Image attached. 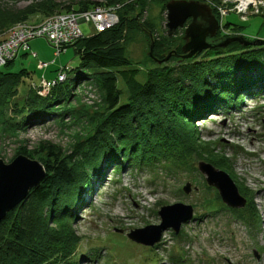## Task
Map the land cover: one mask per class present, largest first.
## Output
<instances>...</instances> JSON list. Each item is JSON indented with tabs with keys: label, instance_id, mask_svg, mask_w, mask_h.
<instances>
[{
	"label": "rangeland",
	"instance_id": "374dc122",
	"mask_svg": "<svg viewBox=\"0 0 264 264\" xmlns=\"http://www.w3.org/2000/svg\"><path fill=\"white\" fill-rule=\"evenodd\" d=\"M40 1L0 0V9L16 11ZM69 1L85 0L57 2L67 4L65 2ZM89 1L104 6L103 0ZM172 1L178 0H126L120 3L121 9L116 16L119 23L123 20V27L118 21L115 26L121 28L120 44L138 71V81H144L146 72L152 69L175 67L178 61L185 60L179 50L185 43L183 36L187 25L178 28L170 37L166 28V4ZM184 1L199 2L211 10L219 24L211 40L226 24L228 28L221 31L224 36L232 35L233 27H236L235 34L240 37L264 40V0ZM241 2H246L244 8H241ZM58 9L51 16L60 14L70 18L87 11ZM46 19L45 15H34L26 22L17 21L5 27L0 30V45L15 35L13 27L22 23L35 27ZM79 28L80 38L95 34L89 22L80 23ZM151 39L156 59L162 60L171 53L167 60L158 63L150 58ZM26 45L25 51L20 50L14 56L10 66L0 67L1 72H27L16 89L7 83L0 84V160L8 165L22 156L43 167L46 147L50 145L60 154L69 155L75 145L86 144L81 154H90L93 145L90 140L95 138L96 141L97 132L107 116L103 91L89 72H85L87 78L74 73L79 61L72 47H66L55 56L44 38L29 39ZM42 63L51 65L38 70L37 65ZM64 66L70 68L66 85L55 88L52 93L51 89L65 80H57L50 87L38 85L42 77L49 80ZM119 87L125 91L121 83ZM30 88L39 98L51 102L45 111L37 113L30 109L33 103L39 102ZM56 95L61 97L59 101L54 100ZM231 97L237 101L223 106L225 110L222 104L217 105L218 112L205 113L203 119L194 121L200 140L188 154L185 148L181 157L174 156L176 158L166 161L159 158L148 165L125 162L118 171L112 163L105 162L92 176L90 166L81 165L82 156L77 154L74 162L90 173L91 185L80 194L72 209L71 228L80 236L81 244L70 264H264V94L253 98L242 92ZM220 159L223 161L220 166L225 168L221 171L231 178L243 198L250 199L245 198L243 208L232 209L224 203L225 207L219 206L215 200L219 196L217 190L207 185L205 175L198 170L199 162L211 164ZM213 163L211 165L220 170ZM186 184L190 185L188 194L183 192ZM175 203L192 207V217L181 224L177 234L166 229L153 246L127 237L133 230L158 225L160 208ZM210 210L214 211L208 213ZM46 211L44 207L40 208L43 215ZM54 219L53 214L52 218L49 216L48 228L54 227ZM147 234L143 233L139 239L146 240Z\"/></svg>",
	"mask_w": 264,
	"mask_h": 264
},
{
	"label": "trees",
	"instance_id": "16d2710c",
	"mask_svg": "<svg viewBox=\"0 0 264 264\" xmlns=\"http://www.w3.org/2000/svg\"><path fill=\"white\" fill-rule=\"evenodd\" d=\"M57 1L42 0L10 12L0 9V30L17 21L26 22L34 15L49 17L58 12V7L80 12L100 5L89 0L65 2L67 4ZM103 1L104 6H118L116 12L119 14L120 3L126 0ZM118 24L122 28L123 20ZM121 28L116 25L90 37H82L68 46L73 48L74 56L79 61L74 73L87 78L85 72H89L103 91L107 116L97 132L96 141L95 138L90 140L93 144L90 154H81L86 144L75 145L69 155L60 154L52 145L46 147L43 179L0 222V264L71 263L81 244L80 236L71 228L72 209L78 203L80 194L91 185L90 173L81 165H89V171L94 176L105 162L112 163L118 171L125 162L148 165L159 161V158L166 161L176 158L174 156L181 157L185 148L188 154L190 148L198 145L200 140L194 121L203 119L205 113L218 112L217 105L222 104L225 110L223 106L237 101V98L235 101L231 97L233 94L243 92L253 98L264 94V44L244 46L239 42H230L225 47L215 46L228 36H241L235 34L236 27H233L232 35L224 36L222 32L228 28V24L224 25L215 39L210 40V49L178 61L175 67L152 69L146 72L144 81L137 80L138 71L120 44ZM242 38L249 43L253 41ZM49 46L55 55L56 50L51 44ZM153 57L156 58L152 53L150 58ZM12 63L9 61L4 66ZM49 65L51 63L44 68L37 65V69L45 70ZM69 69L68 66L57 69L53 78L46 80L42 77L38 85L42 80L57 81L58 74L63 71L67 75ZM26 73L23 70L18 73L0 71V84L15 87L18 82L23 83L22 78ZM119 83L125 91L120 89ZM61 85H66V79L50 92ZM30 90L39 99L30 109L37 113L45 111L44 108L51 102L44 101ZM60 99L59 95L54 98L55 101ZM77 154L82 156L81 165L74 162ZM221 160L212 163L224 170L220 166L223 164ZM245 198L250 200L247 196ZM215 200L219 206L225 207L219 196ZM41 207L50 214L46 211L43 215ZM211 211L214 210L208 213ZM64 213L65 216L62 215ZM52 214L55 224L53 228H48L47 221Z\"/></svg>",
	"mask_w": 264,
	"mask_h": 264
},
{
	"label": "water",
	"instance_id": "95a60500",
	"mask_svg": "<svg viewBox=\"0 0 264 264\" xmlns=\"http://www.w3.org/2000/svg\"><path fill=\"white\" fill-rule=\"evenodd\" d=\"M166 11V28L169 37L178 28H183L186 20H191L184 29L185 43L181 47L182 59H188L212 47L209 40L215 36L219 24L206 5L194 1L178 0L167 3ZM230 42H239L244 46L264 44V40H255L249 43L242 37L235 36L226 38L216 46L225 47ZM152 49L153 41L151 39L149 56H152ZM170 55L171 53L162 60H157L154 57L153 59L161 63L167 60ZM198 170L205 175L207 185L217 190L222 203L227 207L240 209L246 205V199L239 194L235 184L224 171L203 161L198 163ZM43 177V167L38 163L24 160L22 156H18L8 165L3 164L0 160V222L8 212L14 210L27 198L29 191L35 188ZM183 192L185 194L190 192L189 184L183 187ZM158 215L161 220L158 225L133 230L127 234V237L132 241L153 246L160 241L162 232L166 229H171L177 234L181 224L192 217V207L182 203L166 205L160 208ZM143 233H148L145 237L146 240L139 239Z\"/></svg>",
	"mask_w": 264,
	"mask_h": 264
},
{
	"label": "built area",
	"instance_id": "2783aa9c",
	"mask_svg": "<svg viewBox=\"0 0 264 264\" xmlns=\"http://www.w3.org/2000/svg\"><path fill=\"white\" fill-rule=\"evenodd\" d=\"M95 6L92 9L75 14V16L55 15L48 17L44 22L35 27H28L25 23L13 27L15 35L5 40L6 43L0 45V67L7 62L12 61L19 51H25L26 42L29 39L40 37L44 38L56 50L55 55L64 51L66 47L71 45L75 40L80 38V23L89 22L94 27L95 33L103 32L112 28L117 23L116 10L118 6ZM81 16V19L79 18ZM75 17V18H74ZM80 19V21H79ZM28 27V28H27ZM12 31V30H11ZM2 63V64H1ZM46 63L38 65V68L46 67ZM66 75L62 72L58 74L59 81H64ZM56 81L42 80V86L50 87ZM39 83V84H40Z\"/></svg>",
	"mask_w": 264,
	"mask_h": 264
},
{
	"label": "bare ground",
	"instance_id": "6f19581e",
	"mask_svg": "<svg viewBox=\"0 0 264 264\" xmlns=\"http://www.w3.org/2000/svg\"><path fill=\"white\" fill-rule=\"evenodd\" d=\"M245 5H246V2H241V5H240V6H241V8H242V7L244 8ZM182 55H183V54H182ZM191 57H192V56H191ZM191 57H190V58H191ZM190 58H188V59H190Z\"/></svg>",
	"mask_w": 264,
	"mask_h": 264
},
{
	"label": "flooded vegetation",
	"instance_id": "af4514ba",
	"mask_svg": "<svg viewBox=\"0 0 264 264\" xmlns=\"http://www.w3.org/2000/svg\"><path fill=\"white\" fill-rule=\"evenodd\" d=\"M190 19L186 20L185 24L188 25L190 23Z\"/></svg>",
	"mask_w": 264,
	"mask_h": 264
}]
</instances>
